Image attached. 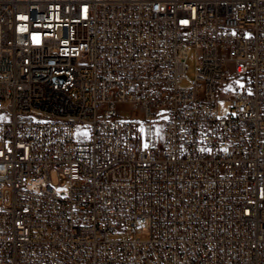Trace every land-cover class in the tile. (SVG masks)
Masks as SVG:
<instances>
[{"label": "built area", "instance_id": "2783aa9c", "mask_svg": "<svg viewBox=\"0 0 264 264\" xmlns=\"http://www.w3.org/2000/svg\"><path fill=\"white\" fill-rule=\"evenodd\" d=\"M0 117V264H264V0H0Z\"/></svg>", "mask_w": 264, "mask_h": 264}, {"label": "rangeland", "instance_id": "374dc122", "mask_svg": "<svg viewBox=\"0 0 264 264\" xmlns=\"http://www.w3.org/2000/svg\"><path fill=\"white\" fill-rule=\"evenodd\" d=\"M189 61H190V64L188 67V71L190 72L191 76L193 77L194 76V66H195V54H194V52H191V54L189 55ZM217 110H218V114L221 116H225V115L233 112V109L231 107V101L229 100V96L225 94L224 90L219 95ZM77 127H78L77 131H79L80 134L82 132H87L90 129L89 125H87V124H81ZM144 130L146 132H148L147 128H144ZM154 130L159 132V134H160L161 130H162L161 125H159V124L155 125ZM51 177H52L53 184L57 185V190L60 191L61 187L58 185L59 184L58 174L55 170H53L51 172ZM9 203H10V192L6 191L4 200H2V198H0V206L8 205Z\"/></svg>", "mask_w": 264, "mask_h": 264}, {"label": "snow or ice", "instance_id": "6c2138e0", "mask_svg": "<svg viewBox=\"0 0 264 264\" xmlns=\"http://www.w3.org/2000/svg\"><path fill=\"white\" fill-rule=\"evenodd\" d=\"M21 19H27V18H26V17H21ZM33 39H34L36 42H39L37 37L34 36ZM0 119H4V117H0ZM85 134H86V133H85ZM147 146H148L147 144L144 145L145 148H146Z\"/></svg>", "mask_w": 264, "mask_h": 264}]
</instances>
